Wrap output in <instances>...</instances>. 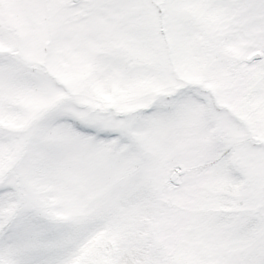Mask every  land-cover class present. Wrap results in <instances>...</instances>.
Listing matches in <instances>:
<instances>
[{
    "label": "snow or ice",
    "instance_id": "1",
    "mask_svg": "<svg viewBox=\"0 0 264 264\" xmlns=\"http://www.w3.org/2000/svg\"><path fill=\"white\" fill-rule=\"evenodd\" d=\"M0 264H264V0H0Z\"/></svg>",
    "mask_w": 264,
    "mask_h": 264
}]
</instances>
